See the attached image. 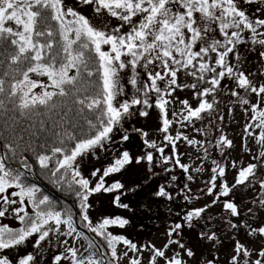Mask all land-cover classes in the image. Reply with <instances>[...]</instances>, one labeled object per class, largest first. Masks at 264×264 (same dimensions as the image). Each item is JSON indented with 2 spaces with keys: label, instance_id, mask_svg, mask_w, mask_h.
<instances>
[{
  "label": "snow or ice",
  "instance_id": "1",
  "mask_svg": "<svg viewBox=\"0 0 264 264\" xmlns=\"http://www.w3.org/2000/svg\"><path fill=\"white\" fill-rule=\"evenodd\" d=\"M242 2L0 0V218L6 216L9 206L19 205L12 207L11 213L21 224L15 229L0 224V264H36L32 253L14 261L5 250L16 249L35 237L33 247L43 252L42 242L52 232L87 242L81 252L78 247L67 246V240L62 241L65 250L53 256V264H119L122 258H127V264H142L145 251L149 252L148 264H190L193 260L196 264H218L215 253L210 258L196 259L194 249L183 242L182 223L168 228L167 240L160 248L151 243L138 245L122 234H114L112 229H125L130 220L112 215L94 222L90 218V197L111 194L113 206L127 211L130 205L122 197L136 189H126L115 177L129 166L147 165L149 179L157 175L152 167L162 164L167 172L169 162L188 173L189 165L181 163L176 154L177 141L193 146L201 142L181 132L173 136L169 129L175 122L185 127L191 124L197 132L205 131L196 128L194 122L208 118L211 124V117L219 110L217 97L224 95L235 97L230 103L248 116L244 133L262 149L253 157L259 164L240 168L235 183L229 185L226 181L218 183L225 177L226 168L213 160V174L203 190L214 197L211 204L187 211L182 219L192 228L219 203L226 213L221 217L226 228L219 234L212 229L201 231L198 237L207 242L206 247L217 249L223 245L221 237L231 232L228 239L233 255L228 264H264V218L250 221V216L264 213V197L253 199L256 208H248L247 214L234 200V189L250 184L258 166H264V82H254L250 78L254 73L246 74L229 59L233 54L239 62L235 50L244 42L246 31L253 44L264 47V18H250L240 6ZM81 6L90 7L94 15L84 14ZM113 19L119 23L113 26ZM259 57L264 61V51ZM138 69H143L146 76L139 86ZM126 70L131 72L127 83L136 91L121 100L118 98L125 95L122 73ZM181 73L192 82H181ZM178 89H188L195 103L178 100L181 108L172 112L177 117L173 121L169 119V105L177 100L174 93ZM134 106L159 110V131L167 142L163 147L144 139V150L134 155L126 146L131 135L123 121L132 115ZM232 111L230 107L229 114ZM139 115L146 117L149 112L142 110ZM217 119L223 121L224 117L218 115ZM132 132L141 130L133 128ZM232 143L223 134L217 141L228 147ZM109 145L113 152L107 165L93 168L86 176L81 169L84 158L91 155L98 159L97 153L108 152ZM169 146L171 155L165 153ZM35 166L53 185L74 198L71 205L58 210V202L29 179ZM232 167H236L235 161ZM194 171L199 173L203 168ZM187 179L194 177L188 175ZM170 180L176 181L177 177L173 175ZM185 190L191 192L187 184L180 191ZM259 190L264 192V179L259 182ZM153 195L173 199L166 185H159ZM183 199L191 197L184 195ZM74 209L79 210V223L102 238L103 246L78 230ZM241 231L246 243L237 238ZM118 246H126V250L119 254Z\"/></svg>",
  "mask_w": 264,
  "mask_h": 264
},
{
  "label": "flooded vegetation",
  "instance_id": "2",
  "mask_svg": "<svg viewBox=\"0 0 264 264\" xmlns=\"http://www.w3.org/2000/svg\"><path fill=\"white\" fill-rule=\"evenodd\" d=\"M217 115V114H215ZM211 124H209V119L207 120L208 129L205 130L204 134L193 136L191 138L200 141L201 144H197L195 146L192 145V150L189 152H183V155L179 159L181 163L189 165L190 170L192 171L193 180H188V173H185L179 166L174 165L172 162H169L168 169L169 171L165 172L163 170L164 166L162 164L156 165L152 167V172L156 173L149 179L150 173L147 172V165L141 164L139 168L132 170H141L140 178H135V180H129L122 182L125 185L126 189H136L135 191H128L126 193V198L122 197L124 203H128L130 205V210H124L120 208H116L111 203L112 195L110 196V205L109 209L102 208L100 205L103 200L99 199V204L96 207L95 212L98 213V209L102 208V211L106 215H120L130 220V224L125 229H112L114 234H122L129 239L132 238H156V239H167L165 233L168 228L173 226L175 223L184 224L183 228V242H185L188 246L192 247L196 252V259L208 257L210 258V254L215 253L218 257V264H228L231 256L233 255L232 244L229 242L228 237L232 235L231 232L225 233L221 238L223 240L222 246H217V249H213L211 245L205 246L207 244L206 241L201 240L198 237V233L201 231H207L208 229H212L217 231L218 234L221 230L226 228L222 216H225L226 213L222 209V206L218 203L211 208H209L203 215L205 219L199 220L198 222H194L195 226L189 228L187 224L183 221V215L194 208L203 207L206 204H211V201L214 197L208 196L203 190L206 187L207 181L212 176L211 168L215 167L212 164V161L215 160L221 166L226 168L225 177L220 178V181H226L229 185L235 183V177L239 170H227L226 166V146L218 145L217 141L222 131L219 130V134H214V131H217V127L219 125H223V121H219L217 118L211 117ZM131 135V139L126 145L129 150L131 146L132 150L138 149L140 147V154L142 150H144V139L145 137L138 132L129 131ZM218 132V131H217ZM142 133V132H141ZM134 140V141H133ZM155 141L158 146L163 147L166 144V141L163 137H156ZM179 142V141H178ZM177 148V147H176ZM205 150L207 151V157L205 158ZM113 149L109 151V156ZM132 152V151H131ZM165 153L171 155L170 146L165 148ZM188 153V154H187ZM203 161V163H201ZM259 163V162H258ZM198 167H202L203 171L197 173L194 170ZM128 169V168H127ZM126 169V170H127ZM176 176V181H171V176ZM115 178H118L117 176ZM120 179V178H118ZM264 179V166H258L255 176L250 178L251 183L246 184L245 186H237L234 189V200L240 205V209L243 213L247 214L248 208H253L255 210L256 205L252 204L251 201L253 199H260L264 197V192L259 190V182ZM122 181V179H120ZM111 183V180H109ZM185 184H190L191 187L197 186V191L195 193L181 192ZM159 185H166L168 191L173 195L172 200H167L166 198L155 197L153 193L157 190ZM139 186V187H137ZM184 195H188L191 197L190 200H184ZM91 203V202H90ZM91 210V209H90ZM179 213V215H177ZM74 218L77 221V227L79 231L85 232L86 235L93 238L98 244L104 245V243H99L102 238L96 237L95 234L90 233L87 229L83 228L82 224L79 223L78 211L74 209ZM210 218V219H209ZM260 218H264V213H257L255 217L250 216V221H257ZM205 224H207V228H205ZM55 240L59 239L57 233L52 232L49 235V240L53 238ZM179 238V237H178ZM237 238L241 240V242L246 243V238L241 231L237 234ZM98 240V241H97ZM83 241L85 247H87V242ZM48 240L45 241V246L43 248V252L41 249L33 250L31 253L36 257V264H53V256L62 252L61 248L54 246L56 241H51L50 245H47ZM163 244V241H161ZM118 246V253L120 254L121 249ZM162 247V246H161ZM175 247V246H174ZM249 248H254L255 245H248ZM160 248V247H159ZM26 254V253H25ZM14 261L17 258L16 255L13 257ZM126 262H120L119 264H125ZM62 264H68L67 261L62 262ZM160 264H163L160 263ZM190 264H196V261L193 260Z\"/></svg>",
  "mask_w": 264,
  "mask_h": 264
},
{
  "label": "rangeland",
  "instance_id": "3",
  "mask_svg": "<svg viewBox=\"0 0 264 264\" xmlns=\"http://www.w3.org/2000/svg\"><path fill=\"white\" fill-rule=\"evenodd\" d=\"M264 1V0H263ZM242 9L250 16V18H255V17H260L264 18V3L262 0H251L249 3L248 0H243V2L240 4ZM259 9V11H258ZM81 10L84 12V14L89 15L90 17L94 15L92 12V9L87 6H81ZM176 9L174 8L173 11ZM113 26L119 21H116L113 19L112 21ZM216 38H220L219 35H216ZM244 36V42L240 43L236 47V53L238 54L239 57V62L236 59V56L233 54H230L229 59L233 64H237L238 67L241 68V70L245 71V73H254L255 75L251 76L250 78L254 82H264V76H261V72H264V61L261 60L259 57V52L264 51V47H261L260 45L253 44L250 40V33L245 32L243 33ZM151 68V66H150ZM140 72V77H139V84H142L146 81V76L144 73L143 69H138ZM131 76V72L126 70V73H122V84L124 86V93L125 95L122 97H119L118 99H128L131 96L135 94V88L132 87V85L127 83V80ZM180 81L183 83H191L192 80L191 78H186L183 73L180 74ZM224 83H228L225 81ZM163 87V84H161ZM226 91V90H225ZM174 96L177 98V100H173L172 104L169 105V119L175 121L177 117L172 116V112H179L181 105L178 103V100H183V99H188L190 103L194 104L195 100L191 95V92L188 89L180 90L178 89L176 93H174ZM155 99V96H153V100ZM169 99H172L169 97ZM217 99L220 101L219 104V110L217 115L213 114L214 118H217L218 115H222L224 117V122H222L223 125H219L217 127V131H214V134H219V130L223 132V135L228 137L229 139L232 140V146L228 147L226 146V166L227 170H239L242 167L247 166L249 163H258V161L253 160V157L257 156L259 152L262 150L260 146L256 143V141L244 133V127L245 124L249 122L248 116L244 113L242 108L240 107H234L230 101L235 100V97H230L227 95L224 96H219ZM232 107L233 111L231 114H229L228 109ZM142 110H147L149 112V115L144 117L139 115V111ZM132 115L126 116L125 120L123 121V125L125 128H127L129 131H132L133 128L135 129H140L142 133H147V136L145 139H148L149 141L155 140L156 137H163L164 138V133L159 131V129L162 127V120L161 116L159 113V110L155 107L149 108V109H144L142 106H134L133 109L131 110ZM208 119V118H207ZM213 119V118H211ZM187 123V122H185ZM196 128H201V129H208L207 120L205 119L204 121H195L194 122ZM251 131V130H250ZM259 130H256L258 132ZM141 132H138L141 134ZM177 132H181L184 135L188 136L189 138L197 135H202L204 134L205 131L197 132L194 130L193 125L189 124L187 127L178 124V123H173L172 126L169 129V134L175 136ZM119 134H117V140H118ZM143 136V135H142ZM134 141V140H133ZM167 143V142H166ZM131 148H133L131 146ZM130 148V151L134 155H139L140 153V147L138 149L132 150ZM113 147L109 145V151H111ZM192 150V145H189L186 141L180 140L179 142L177 141V148H176V154H180V158L183 155V152H189ZM250 150V151H249ZM109 151L105 152L103 150H100L97 155L98 159L94 158L93 156H88L85 157L84 160L81 163V169L84 172V174L87 176L89 173L93 170V168H103L104 166L107 165V163L110 160L109 156ZM188 154V153H187ZM235 161L236 167H232V162ZM259 164V163H258ZM140 165L133 164L128 167L127 170L123 172V174H118L117 177L122 179V182H129V180H135V178H140V173L141 170H132V169H137L139 168ZM193 170H189L188 174L191 175ZM190 184H188V188H190ZM15 189H10L9 191H13ZM197 191V186L191 187V193H195ZM18 199V198H14ZM99 199L103 200L104 202L101 203L102 208L109 209L110 203V196L109 194H96L92 197H90V202L92 204V208L90 210V218L96 222L102 219L105 216H112L113 214L111 213L110 215H106L103 211L102 208L98 209V213L95 212L96 207L99 204ZM19 205H11L9 206V212L6 214L4 218H0V224H7L10 227H14L17 223L18 220L15 219V217L11 213V208L12 207H17ZM31 212V208L29 206L28 209ZM63 230V226H62ZM61 236L59 239L55 240L54 235L51 240H48L47 245H50L51 241H56V244L54 246L61 248L62 252L65 250V245L62 243V241L67 240L68 245L67 246H75L80 249L81 252H83L85 245L83 244L82 239H76L75 237H66V236ZM133 242L137 243L138 245L142 244H154L157 248L163 246V244L166 242L167 239H156V238H132L130 239ZM163 241V244L161 243ZM43 243V247L45 246V242ZM174 247V246H173ZM121 251L126 250V246H120L119 247ZM22 248L17 247L16 249L13 250H5L6 254L13 259L14 255L17 256V258L22 257L26 255V252L29 251H24ZM123 252H120L122 254ZM130 256L136 255L133 253L129 254ZM148 256L149 252L145 251L143 255L141 256V261L142 264H148ZM14 260V259H13ZM120 262H126L127 264V258H122ZM163 261H159V264L162 263Z\"/></svg>",
  "mask_w": 264,
  "mask_h": 264
},
{
  "label": "trees",
  "instance_id": "4",
  "mask_svg": "<svg viewBox=\"0 0 264 264\" xmlns=\"http://www.w3.org/2000/svg\"><path fill=\"white\" fill-rule=\"evenodd\" d=\"M262 2L264 3L263 0H262ZM29 179L32 182L37 183L43 189L44 194L49 195L50 197H52V199L54 201L58 202V204H57L58 210L60 209V207L67 208L69 205H71L73 203L74 198L71 197L67 193L66 190L61 191L59 188H57L55 185H53L47 176L41 175V171L38 168V166L34 167V174ZM75 210L79 211L78 209H75ZM78 217H79V215H78ZM20 226H21V224L18 221V223L13 228L15 229V228H18ZM34 239H35V237L30 238L29 242H27L25 245L19 246L20 249L22 248V250H24V251H29V252H26V254L31 253L33 250H37V248L33 247ZM99 241H100L99 243H101V241H102V243H104V241L102 239ZM42 245H43V243H42ZM105 251H107L106 248H105Z\"/></svg>",
  "mask_w": 264,
  "mask_h": 264
}]
</instances>
